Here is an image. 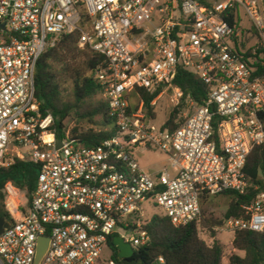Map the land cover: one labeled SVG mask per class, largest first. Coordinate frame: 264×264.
I'll return each instance as SVG.
<instances>
[{
	"label": "built area",
	"instance_id": "2783aa9c",
	"mask_svg": "<svg viewBox=\"0 0 264 264\" xmlns=\"http://www.w3.org/2000/svg\"><path fill=\"white\" fill-rule=\"evenodd\" d=\"M241 14L260 43L245 45ZM73 33L80 48L105 57L94 78L115 134L93 148L69 132L58 138L36 93L39 59ZM179 67L209 89L205 105L175 87ZM260 68L263 0H0V167L26 159L39 168L31 202L12 182L2 190L10 225L0 235V264H34L40 237L50 239L40 264H118L112 251L103 256L110 237L134 250L150 241L139 220L144 204L185 227L200 223L204 197L244 195L249 155L264 143ZM143 94L153 97L150 112ZM164 97L181 107L177 127L168 126L170 114L153 123ZM145 151L163 154L169 168L147 171L138 161ZM243 210L246 218L227 228L264 233V192Z\"/></svg>",
	"mask_w": 264,
	"mask_h": 264
},
{
	"label": "trees",
	"instance_id": "16d2710c",
	"mask_svg": "<svg viewBox=\"0 0 264 264\" xmlns=\"http://www.w3.org/2000/svg\"><path fill=\"white\" fill-rule=\"evenodd\" d=\"M230 25H237L231 14ZM238 30L235 29V33ZM105 63V57L91 50L88 46L79 47L77 33L61 35L53 48H48L41 56L35 73L36 93L40 102V111L44 116L51 114L54 119L53 129H57L58 138L68 132V123L75 122L76 127L70 136L86 148H93L115 134L114 119L110 115L103 89L94 78L97 68ZM259 68L258 63H255ZM264 72V69H261ZM70 85L71 97L65 95V87ZM175 87L185 95H190L197 105H205L209 89L200 78L188 70L179 67ZM146 109L150 112L153 97L143 94ZM180 108L170 113L168 126L177 127L175 120ZM152 114V112H151ZM156 117V114H152ZM38 165L29 160L16 159L14 164L0 167V218H7L4 210L2 190L7 182H12L26 193L31 202L36 188ZM245 179L249 185L244 195L234 192L222 194L231 198L223 219L207 217L204 204L213 197H204L201 202L200 223L185 227H175L163 213L153 216L150 222L142 226L149 234V243L134 250L132 257L122 259L114 245V238H109L108 247L112 250V260L118 264H264V233L250 230L233 233L234 252L225 255V246L218 239L216 228L222 227L232 218H246L244 206L252 204L258 193L264 192V143L255 147L249 155L245 170ZM200 226L207 228L213 244L208 245L200 237ZM243 253L241 256L239 253Z\"/></svg>",
	"mask_w": 264,
	"mask_h": 264
},
{
	"label": "rangeland",
	"instance_id": "374dc122",
	"mask_svg": "<svg viewBox=\"0 0 264 264\" xmlns=\"http://www.w3.org/2000/svg\"><path fill=\"white\" fill-rule=\"evenodd\" d=\"M241 17H242V25L244 28H246V32L244 33L245 34L244 37H246L245 45L260 43L262 41L261 37L258 34V32L254 29V27H252V24L249 21V19L243 14H241ZM250 33L253 34V37L249 35ZM65 89H66L65 91L66 97L70 98L71 97L70 85H67ZM169 101L170 100L168 97H164L157 104V117L153 122L155 125L161 126L166 122L167 114H170L171 111L173 110L170 107ZM75 127H76L75 122H69L67 131L70 133V131ZM138 161L140 162L142 167H144L147 171H151V172L159 171L164 166H167V168H169L170 166L167 161V158L163 154L153 151H145L143 155L138 158ZM230 202H231V198L227 196L219 195L213 197L212 201L204 204V211L206 212L207 217L223 219L229 207ZM161 213L162 210L160 208H157L150 204H144V215L141 218H139V220L148 223L153 218V216L159 215ZM199 231H200L199 234L201 239H203L208 245L211 246L213 244V240L210 237V232L208 231V229L200 226ZM216 231L218 233V239L220 240V242H222V244L226 248L225 255L229 256L234 252L232 247L233 232L227 228L226 223L222 227L216 228ZM131 235L132 233H129L127 236L129 237ZM111 251L112 250L109 247H106L103 252L104 258L108 259L110 257ZM224 264H228L227 259L224 260Z\"/></svg>",
	"mask_w": 264,
	"mask_h": 264
},
{
	"label": "water",
	"instance_id": "95a60500",
	"mask_svg": "<svg viewBox=\"0 0 264 264\" xmlns=\"http://www.w3.org/2000/svg\"><path fill=\"white\" fill-rule=\"evenodd\" d=\"M264 1V0H263ZM211 108H214V105H211ZM219 119H216V122H218ZM61 146V141L57 142V147ZM10 223L7 220V218L3 217L0 218V235L9 227ZM50 245V239L48 237H40L38 241V249H37V255L36 260L34 264H40L43 257L47 253ZM114 245L119 250V256L122 259H127L133 256L134 249L129 243H126L122 238L115 237L114 238Z\"/></svg>",
	"mask_w": 264,
	"mask_h": 264
},
{
	"label": "bare ground",
	"instance_id": "6f19581e",
	"mask_svg": "<svg viewBox=\"0 0 264 264\" xmlns=\"http://www.w3.org/2000/svg\"><path fill=\"white\" fill-rule=\"evenodd\" d=\"M45 139H46L48 142H51V141H52V137H50V136H46Z\"/></svg>",
	"mask_w": 264,
	"mask_h": 264
},
{
	"label": "crops",
	"instance_id": "0c3cea01",
	"mask_svg": "<svg viewBox=\"0 0 264 264\" xmlns=\"http://www.w3.org/2000/svg\"><path fill=\"white\" fill-rule=\"evenodd\" d=\"M241 256H243V253H241V252H238Z\"/></svg>",
	"mask_w": 264,
	"mask_h": 264
}]
</instances>
